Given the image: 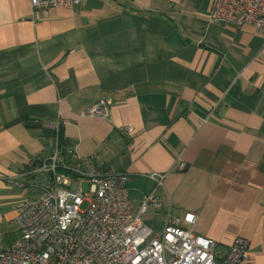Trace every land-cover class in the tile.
<instances>
[{"label":"crops","instance_id":"0c3cea01","mask_svg":"<svg viewBox=\"0 0 264 264\" xmlns=\"http://www.w3.org/2000/svg\"><path fill=\"white\" fill-rule=\"evenodd\" d=\"M212 6L0 0V249L18 237L13 204L45 184L30 171L51 125L77 159L127 175L131 214L153 234L192 213L217 259L240 236L245 264H264V33L210 21ZM100 99L108 116L85 114Z\"/></svg>","mask_w":264,"mask_h":264},{"label":"built area","instance_id":"2783aa9c","mask_svg":"<svg viewBox=\"0 0 264 264\" xmlns=\"http://www.w3.org/2000/svg\"><path fill=\"white\" fill-rule=\"evenodd\" d=\"M132 1V0H127ZM33 10L71 7L81 0H29ZM209 20L236 27L250 25L264 33V0H213ZM85 114L108 116L100 99ZM53 130L57 128L49 125ZM125 131L132 132L128 125ZM55 131L51 154L39 160L33 174L46 176L41 192L13 204L18 237L0 249V264H245L249 240L236 237L221 259L215 242L194 232L195 214L168 216L160 234H153L131 214L124 172L104 173L91 160L77 159L70 145L63 158ZM181 163L179 168H184ZM156 185L164 173H150ZM86 180V188L81 180ZM148 196L141 205L146 210Z\"/></svg>","mask_w":264,"mask_h":264},{"label":"trees","instance_id":"16d2710c","mask_svg":"<svg viewBox=\"0 0 264 264\" xmlns=\"http://www.w3.org/2000/svg\"><path fill=\"white\" fill-rule=\"evenodd\" d=\"M37 123H38V122H37ZM28 125H30V124H28ZM53 135H54V134H52V136H53ZM57 137H58V140H59V144H60V146L62 147L63 158H64L67 162L72 161V158L70 157V155H67L66 152H65V147L68 146L69 144L66 143V142H64V141H62V140H60L59 135H57Z\"/></svg>","mask_w":264,"mask_h":264},{"label":"rangeland","instance_id":"374dc122","mask_svg":"<svg viewBox=\"0 0 264 264\" xmlns=\"http://www.w3.org/2000/svg\"><path fill=\"white\" fill-rule=\"evenodd\" d=\"M81 185H82L84 188H86V180H85V179H82V180H81Z\"/></svg>","mask_w":264,"mask_h":264}]
</instances>
